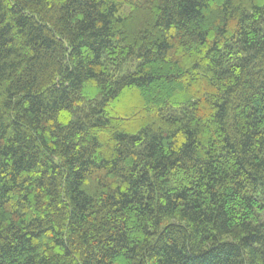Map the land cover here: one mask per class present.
<instances>
[{
  "label": "trees",
  "instance_id": "trees-1",
  "mask_svg": "<svg viewBox=\"0 0 264 264\" xmlns=\"http://www.w3.org/2000/svg\"><path fill=\"white\" fill-rule=\"evenodd\" d=\"M0 264H264V0H0Z\"/></svg>",
  "mask_w": 264,
  "mask_h": 264
}]
</instances>
